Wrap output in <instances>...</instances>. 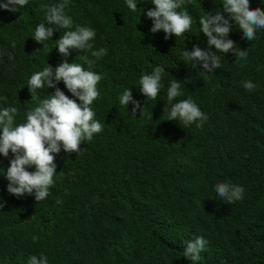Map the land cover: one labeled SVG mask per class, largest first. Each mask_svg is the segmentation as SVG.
<instances>
[{
	"label": "trees",
	"instance_id": "16d2710c",
	"mask_svg": "<svg viewBox=\"0 0 264 264\" xmlns=\"http://www.w3.org/2000/svg\"><path fill=\"white\" fill-rule=\"evenodd\" d=\"M63 2L29 0L16 12L0 9V97L7 98L0 99V109H18L14 126L55 91L43 89L31 99L27 81L61 62L56 40L67 29L54 31L44 46L31 36L44 18L42 6ZM136 2L133 12L126 0H67L72 30L90 27L96 33L93 48L71 50L69 62L88 70L83 58L107 49L91 69L102 79L89 106L103 130L81 142L77 154H53L54 184L40 202L8 193L3 173L13 157L11 151L9 157L0 154V264H27L40 253L48 264H192L182 255L195 236L208 241L197 264H264V28L251 42L241 39L243 30L231 21L228 38L248 50L247 63L241 66L231 51L213 45L221 67L205 72L183 53L193 45L208 48L199 18L215 14L223 0H183L177 11L188 13L191 28L168 40L162 30L149 32L152 21L145 13L155 7L151 0ZM249 6L264 9V0H250ZM157 66L164 67L161 87L155 100L146 101L140 77ZM174 79L183 94L172 103L191 98L208 116L202 127L166 120ZM243 81L253 82L255 90L246 91ZM57 86L72 98L63 81ZM129 88L142 113L131 112V101L120 105ZM221 182L243 186V199L220 201L214 186Z\"/></svg>",
	"mask_w": 264,
	"mask_h": 264
},
{
	"label": "clouds",
	"instance_id": "9594fccd",
	"mask_svg": "<svg viewBox=\"0 0 264 264\" xmlns=\"http://www.w3.org/2000/svg\"><path fill=\"white\" fill-rule=\"evenodd\" d=\"M29 0H6L0 3V9L16 12L20 7L27 5ZM155 7L146 11L145 15L152 21L150 33L162 30L164 39L168 40L173 35L180 37L191 28L192 18L187 12H178L183 0H151ZM127 7L133 12L137 9L136 0H126ZM250 0H223V4L215 14L208 13L199 18L200 32L207 37V49L199 45H193L191 51L185 50L183 55L192 62L193 68L199 66L205 72H212L221 67V59L216 51L224 54L231 51L241 66L247 63L248 50H241L236 43L228 38L232 30L231 21L235 26L243 30L241 39L255 40L258 29L264 28V9L259 7L251 9ZM67 0L56 5H43L44 18L36 25L31 36L36 42L43 44L53 37L54 31L60 28L67 29L56 40V49L63 57L57 66L49 64L43 70L35 72L27 81L31 99L39 95V91L47 88L55 89L43 99L39 106L26 113V121L14 126L16 107H4L0 109V154L9 157L12 153L10 164L3 175L8 181L7 191L17 198L25 194L33 195L37 202L43 201L50 195V186L54 184L53 176L56 172L54 155L60 153H79L81 142L93 139L94 134L103 130L102 124L93 119L95 113L89 107L97 99L100 93L97 83L102 75L91 69L95 65V59L107 54V49L93 50L91 56L95 59L87 60V69L80 64L69 62L71 50L87 51L93 48L90 43L95 37V30L90 27H76L72 30V19L66 15L64 9ZM227 14V16L225 15ZM47 25V26H46ZM215 46L216 51L211 46ZM15 47V44H12ZM39 50V49H36ZM51 51V50H50ZM49 51V52H50ZM11 58V57H9ZM163 66H157L150 74H142L140 77L139 91L146 98L155 100L161 87ZM63 81L72 98L65 94L57 85ZM185 83L193 82L189 78ZM246 91H254L256 85L251 81H243ZM181 82L174 79L167 89V102L170 107H164V114L168 121H178L186 128L193 123L196 127H202L208 116L192 101L191 98L172 103L175 98L181 96ZM6 101V97H0ZM77 100L79 102H77ZM132 103L131 112L143 111L141 102L133 99L131 89H126L119 97V103L128 106ZM27 166V167H26ZM34 166V171L28 168ZM215 191L220 201L227 204L240 201L244 197L243 186L230 182L217 183ZM57 204L62 200L57 197ZM4 202L0 200V208ZM208 241L203 236H195L186 242L183 257L188 258L192 264L201 261L202 252L207 251ZM27 264H48V257L44 253L30 255Z\"/></svg>",
	"mask_w": 264,
	"mask_h": 264
}]
</instances>
